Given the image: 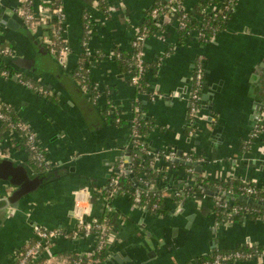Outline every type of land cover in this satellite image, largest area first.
<instances>
[{
  "label": "crops",
  "instance_id": "obj_1",
  "mask_svg": "<svg viewBox=\"0 0 264 264\" xmlns=\"http://www.w3.org/2000/svg\"><path fill=\"white\" fill-rule=\"evenodd\" d=\"M203 1L184 0V10L196 13L200 21L196 7ZM95 2L63 0L70 51L60 62L35 45L36 41L41 45L40 29L32 31L21 22L8 26L20 0H0V42L16 53L13 58L34 61L35 71L14 68L9 63L11 58L1 55L0 66L23 73L51 92L47 98L15 79L0 77V97L36 132L51 165L50 173H56L54 180L34 194L0 212V264L16 263L34 241V227L71 232L79 213L102 220L106 211L114 244L112 259L104 264H195L217 252L263 250L264 219L220 221L215 212L216 196L195 194L182 202L167 200L164 214L137 207L127 195L106 199L104 192L118 159L130 146L136 99L131 77L112 54L115 49L131 51V43L155 0H108V15L95 9ZM86 12L96 24L87 41V52H101L90 69L92 90L94 86L99 90L96 102L97 92H83L74 78L83 51ZM143 52L151 65L145 76L150 93L141 99L145 118L155 123V129L145 137L148 149L193 155L201 159L192 167L200 177L252 184L264 192V136L248 144L264 107V0H238L226 30L211 43L201 44L195 36L179 43L176 29L170 27L168 32L148 38ZM199 57L204 61L205 81L194 130L188 99ZM109 107L127 124L116 125L112 117L108 118ZM15 143L0 126V158L28 169V155L14 148ZM169 164L160 161L154 169L160 171ZM168 173L172 191L178 190L179 183L190 181L183 167ZM10 190L7 183L0 182V199ZM95 245L94 238L58 239L44 252L43 260L57 264V254L92 253ZM236 264L264 263L252 260Z\"/></svg>",
  "mask_w": 264,
  "mask_h": 264
},
{
  "label": "built area",
  "instance_id": "obj_2",
  "mask_svg": "<svg viewBox=\"0 0 264 264\" xmlns=\"http://www.w3.org/2000/svg\"><path fill=\"white\" fill-rule=\"evenodd\" d=\"M104 2V0H96L95 9L100 8V4ZM49 3L48 0H20V5L17 8V15L20 19H22L25 25L28 26L30 30H37L43 27H47L51 20H57L59 23L58 31H55L54 38L60 43L66 44L67 47L59 46L54 38H51L48 34L43 37L42 43L45 48L49 49L50 54L59 59L58 61L64 62L66 57L69 54L70 48L67 40L65 39V20L66 15L63 10V7L56 9L55 11L50 9V7L46 6ZM33 4L34 9H32ZM180 9H184L182 0H167L166 4L162 8H156L153 10L151 16L159 17L164 24H167L172 28H185L186 20L188 19L187 15H183L180 18L177 17L178 11ZM219 9L218 6L210 5L207 13L211 11H217ZM200 23L203 22L202 15ZM90 20L91 23L94 24V28L96 27L95 21L93 19L92 14L89 16L84 15V18ZM94 28L87 31V34L91 36ZM194 36L197 38H203L204 35L198 30H194ZM216 38V37H215ZM214 38V40H215ZM148 37L145 30L139 29L131 43V48L137 50L135 54V65L137 69V74L131 76V83L133 86H138L141 79L146 76L145 69V58L143 52L144 43H146ZM2 42H0V55L4 58H13L16 53L8 46H1ZM88 43L84 42L82 44V53L85 52L89 55L91 53L87 52ZM195 73L192 79L191 92L189 95V118L192 121L194 130L196 129L195 123L196 120L200 117L201 114V105H202V93L204 90V81H205V67L204 61L201 57H199L195 64ZM0 77L5 80L15 79L20 84L24 85L28 89L32 88L31 84L26 79V76L23 73L13 72L4 70L0 72ZM80 88L83 92L87 93L89 88L88 84H86V79H82L78 82ZM94 91L97 92L94 101L99 98V90L94 86ZM39 92L44 97L51 96V92L45 90L43 87L39 89ZM146 95V94H144ZM177 97L179 95L175 93ZM9 112V104H7L4 100L0 99V126L7 125L8 134L14 140L18 141L20 139L25 140V143L30 149L32 153V157L35 161L39 163L40 166L47 167L48 170H51V165L48 161L47 155L42 148L38 136L36 132L32 129V127L27 124L25 121H19L18 123H13L10 119L11 116L8 114ZM139 112V107L134 109V114ZM114 123L116 125L119 124L122 119L119 114L115 117L114 112H110ZM137 118H134L133 123L136 124ZM137 125H130V135H134L135 141H133L134 148L138 146L141 147V150L145 153L144 159L151 160L152 167L154 168L155 164L162 160L161 153L151 152L148 149V146L140 140L137 139V131L135 129ZM264 136V107L261 113L260 118L258 119V123L250 135L248 144L257 142ZM193 155H182L179 156L177 152H169L167 155H164V159L167 163H170L166 170L169 172L171 170L176 169V161H181L184 163H197L201 162V159L193 160ZM129 161L126 156L122 154L117 162V165L114 169L112 177L109 182V198H113L116 195H119L121 192V187L119 186V179L124 175H128L130 173V165H128ZM186 173L190 179V182H195L197 178L200 177L192 167H188L186 169ZM146 187L151 189H157L158 185L154 181H150L145 183ZM242 196L252 197L254 195H258L260 193H264L262 190L258 189L256 186H252L251 184H247L243 189ZM129 196V195H127ZM131 196V197H130ZM130 199L133 204L137 207L144 208L146 207L143 204V200L141 197V193L139 190H134L133 195H130ZM194 196V195H193ZM187 197V198H186ZM188 195L185 193L174 190V191H164L162 195H160V200L165 203L167 200H174L175 202H182L184 199H188ZM107 199V198H106ZM215 208H220L223 211V220L225 221H233L235 217L241 214H248L250 212L249 206H235L232 202L223 199L222 197L216 196L214 197ZM157 209V206L152 207V211ZM259 218L264 219V214H262ZM113 227L111 222L108 219L102 220H92L88 219L86 216L79 213L77 215V224L76 227L71 232H66L62 229H45L43 227L36 226L34 227V241L28 245L27 249L20 255L15 264H50L47 260H43L44 252L53 247L56 240L58 239H69V240H83L94 238L96 241V245L94 251L92 253H77L74 255V258L70 261L69 264H104L105 262L112 259V252L110 251L114 242H113ZM105 252L106 256L104 259L100 257V253ZM209 260H199L195 262V264H236L240 262H248L252 260L262 261L264 263V249L258 250L256 248H250L245 250H237L233 252H217L210 256Z\"/></svg>",
  "mask_w": 264,
  "mask_h": 264
},
{
  "label": "trees",
  "instance_id": "obj_3",
  "mask_svg": "<svg viewBox=\"0 0 264 264\" xmlns=\"http://www.w3.org/2000/svg\"><path fill=\"white\" fill-rule=\"evenodd\" d=\"M48 1L49 3H47L46 6L50 7V9L54 11L63 6V0H48ZM166 2L167 0H155L154 6L149 10L145 21L141 25L140 29L146 31L148 38H151L157 34L168 32L169 26L167 24H164L159 17L155 18L151 16L153 10H155L156 8H162L166 4ZM183 2L184 0H182V4ZM237 2L238 0H204L202 3L198 4L196 7L197 14L202 15V18H203L202 23L196 20V17H195L196 13H191L184 9H180L178 11L177 17L180 18L181 16L183 17V15H187L188 19L185 22L186 23L185 28H182V29L179 27L176 28V32L179 36V43H183L186 39L194 36V30H198V32L204 35L203 38H198V41L201 44H208V43L213 42L216 35L226 30L227 23L230 19V16ZM210 5L218 6L219 9L215 12L211 11L210 13H207ZM34 6L35 5L33 4L32 9H34ZM99 9H101L103 12H105L106 15H108L109 13L108 0H104V2L100 4ZM84 15L89 16L90 13L86 12ZM83 20H84V33L81 38V42H82L81 44L89 40L91 36L87 34V31L94 28V24L90 22L88 17L85 19L83 16ZM27 25L30 26L29 24ZM58 28H59V23L57 20H51L47 27L40 28V32L42 33L41 45L49 55H51L49 52V49L44 47L42 40L46 34H48L51 38H54L55 31H58ZM54 40L59 46L67 47L66 44L61 43V42L59 43L55 38ZM1 46L5 47L4 44H1ZM136 52L137 50H134V49H131L130 52H126L121 49H115L112 54L115 62L130 77L137 74V69H136L135 59H134ZM100 53L101 52L93 54V55L92 54L89 55L83 52L80 55L79 66L77 68L76 73L74 74V78L76 82H79L83 78L86 79V84H88V88H89L88 91H90V93L92 94L95 91L92 90V86H91L92 82L90 78V69L98 60ZM157 65L158 63H155L154 69L157 67ZM150 68H151V65L146 63L145 64L146 72H148ZM4 70L5 69L2 66H0V72ZM194 73H195V70H194ZM26 79L32 86L30 90L34 92L35 94L42 95L39 92V89L41 87L47 90V88L42 86L38 81L33 80L28 77H26ZM130 83H131V79H130ZM134 87L136 89V99L133 103V107L135 108L139 107V112L134 114L135 118H137L136 124L134 123H130V124L135 125V126L137 125V127H135L137 131V139L146 144L145 137H147L148 134L152 132L153 129H155V123L154 121L145 118L146 111L144 109L143 100L141 99V97L144 94L150 93V88L145 78H142L139 85L134 86ZM0 99L2 98L0 97ZM108 110L110 112H114L115 117H117L118 113L116 110H114L112 107H109ZM8 114L11 116L10 120L13 123L15 122L18 123L19 121H23L22 119H20L19 115L17 114L13 106L9 105ZM107 114H108L107 117L110 118L111 115L109 113ZM126 124H127V121L124 119H121L118 125H126ZM1 130L7 131L8 130L7 125L1 126ZM133 141H135L134 135H130V146L126 150H124L125 155L127 154L129 156L130 173L128 175H124L123 177L119 179V186L121 187V192L119 193V195H129L130 196V195H133L134 190H139L141 193L142 200H143L142 202L146 206L148 211L156 213V214H164L166 212V210L163 208L164 203L159 198H160V195H162L164 191L173 190V186L171 185V180H169L170 175L166 169H162L160 171L155 170L152 167L153 165L151 164V160L144 159L145 153L141 150V147L138 146L137 148H134L135 146H133ZM15 142L16 143L14 145V148H16L19 151H24L27 153L28 159L26 161V166L28 167L30 171H32L37 176H41V177H47L51 174L50 173L51 170H48L47 167L45 166H40L39 163L33 159L32 153L30 152L29 147L25 143V140L23 139H20L18 141L15 140ZM146 146L148 145L146 144ZM169 152H173V151H169ZM169 152H160L162 155L161 161H166L164 159V155H167ZM192 158L194 161L197 160V157L195 156H193ZM177 167H183L185 169L188 168L186 165H181V164H176V168ZM173 180L178 181V179H175V177ZM150 181L156 182V184L158 185V188L151 189V188L146 187L145 183L150 182ZM189 182L186 181L185 183V181H183L182 183H179V187L177 188L179 191L190 196L188 197V199L192 198V196L195 194H205L204 186L214 185L221 189L220 190L221 193L242 195L243 194L242 189L247 185L245 183H240L237 181L214 182L208 179L206 180L203 177L197 178L193 186H188ZM104 194L108 200L111 199L108 196L109 195V185L106 191L104 192ZM219 197H222V196L219 195ZM253 198L256 201L260 202L262 205H264V193L254 195ZM226 200L232 202L233 205L235 206L246 207L245 204L243 203H236L229 199H226ZM153 206H157V209H155L154 211H152ZM248 208L250 209V212L248 214H241L235 217L234 220L236 221H242V220H248V219L255 220V219H259V217L262 214H264L263 209L255 208L252 206H249ZM215 212H216L217 219L222 221L223 220L222 209L215 208ZM107 215H108V212L106 211L105 217L103 219H108L111 222L110 217ZM257 249L261 250L262 248L259 247ZM243 250L247 251V249H243ZM99 255L102 259H104L106 256L105 252L100 253ZM56 258L58 260L57 264H69L70 261L74 258V255H68L65 253L57 254ZM209 259H211L210 256L202 260L206 261Z\"/></svg>",
  "mask_w": 264,
  "mask_h": 264
},
{
  "label": "water",
  "instance_id": "obj_4",
  "mask_svg": "<svg viewBox=\"0 0 264 264\" xmlns=\"http://www.w3.org/2000/svg\"><path fill=\"white\" fill-rule=\"evenodd\" d=\"M13 15V20L8 23L9 27L12 28L14 24H16V22H21V24L23 25L25 24L24 21L20 19L17 14L14 13ZM17 19H19L20 21H18ZM34 43L40 51H43V47L40 45L39 42L36 41ZM9 63L14 68L35 71L34 61L32 60L16 57L11 58L9 60ZM178 155L182 156L183 153L180 151L178 152ZM176 162L178 164H183L188 167H193V165L189 163H184L181 161ZM197 171L200 172V168L197 169ZM55 178L56 173H51L47 177L33 176L24 165L18 164L10 159L0 158V182L7 183L11 189L8 196L0 199V212L21 203L24 199L34 194L42 186L46 185L48 182L54 180ZM193 185L194 182L188 183V186ZM204 188L205 194L208 196L213 197L220 195L223 199H229L236 203H243L245 205L264 210V205H262L260 202L256 201L252 197L221 193L219 190L211 186H204Z\"/></svg>",
  "mask_w": 264,
  "mask_h": 264
}]
</instances>
